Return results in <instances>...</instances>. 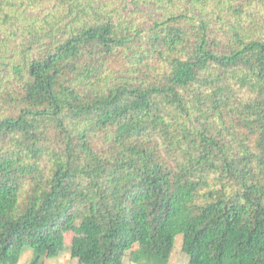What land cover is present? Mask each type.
Instances as JSON below:
<instances>
[{"label":"trees","instance_id":"trees-1","mask_svg":"<svg viewBox=\"0 0 264 264\" xmlns=\"http://www.w3.org/2000/svg\"><path fill=\"white\" fill-rule=\"evenodd\" d=\"M99 3L0 0V264H264V0Z\"/></svg>","mask_w":264,"mask_h":264},{"label":"rangeland","instance_id":"rangeland-1","mask_svg":"<svg viewBox=\"0 0 264 264\" xmlns=\"http://www.w3.org/2000/svg\"><path fill=\"white\" fill-rule=\"evenodd\" d=\"M102 1V2H101ZM100 6L104 7L105 5H108V9L106 15L105 14H97V16H102V18H110L111 15L116 13L118 16H121L124 19H131L136 14L143 15H149L154 14L156 11L149 9L139 3V0H100V3L94 4V7L99 9ZM159 14V13H158ZM74 19H77V15H73ZM99 17V19H102ZM72 19V21H74ZM225 32V30H223ZM37 45L41 46L43 43L41 42V39H37L36 42ZM74 235L72 233L67 234V248L66 251H64L61 256L58 259L55 260H45L42 264H80L77 260L72 259L69 246L71 245V242L73 240ZM144 249L142 245H137L134 247L135 251H139ZM32 260V257L29 253L24 254L22 257V261L20 264H30ZM125 264H145V263H134L132 262V259L127 257ZM168 264H189V258L186 256L183 252V238L178 237L175 245V249L172 253L171 259Z\"/></svg>","mask_w":264,"mask_h":264},{"label":"crops","instance_id":"crops-1","mask_svg":"<svg viewBox=\"0 0 264 264\" xmlns=\"http://www.w3.org/2000/svg\"><path fill=\"white\" fill-rule=\"evenodd\" d=\"M27 253H29L30 255H31V257H33V253L31 252V251H29V252H27ZM27 253H25V254H27ZM22 261V260H21Z\"/></svg>","mask_w":264,"mask_h":264}]
</instances>
